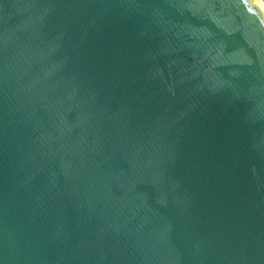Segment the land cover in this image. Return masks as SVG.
Returning a JSON list of instances; mask_svg holds the SVG:
<instances>
[{"label":"water","instance_id":"water-1","mask_svg":"<svg viewBox=\"0 0 264 264\" xmlns=\"http://www.w3.org/2000/svg\"><path fill=\"white\" fill-rule=\"evenodd\" d=\"M0 264H264L257 0H0Z\"/></svg>","mask_w":264,"mask_h":264},{"label":"bare ground","instance_id":"bare-ground-1","mask_svg":"<svg viewBox=\"0 0 264 264\" xmlns=\"http://www.w3.org/2000/svg\"><path fill=\"white\" fill-rule=\"evenodd\" d=\"M257 1L264 11V2L262 0H257Z\"/></svg>","mask_w":264,"mask_h":264},{"label":"built area","instance_id":"built-area-1","mask_svg":"<svg viewBox=\"0 0 264 264\" xmlns=\"http://www.w3.org/2000/svg\"><path fill=\"white\" fill-rule=\"evenodd\" d=\"M264 2V0H262Z\"/></svg>","mask_w":264,"mask_h":264}]
</instances>
